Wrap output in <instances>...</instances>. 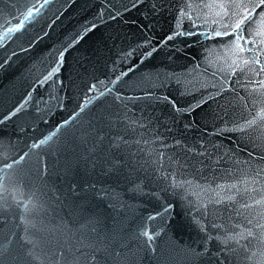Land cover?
I'll return each instance as SVG.
<instances>
[{"label":"water","instance_id":"1","mask_svg":"<svg viewBox=\"0 0 264 264\" xmlns=\"http://www.w3.org/2000/svg\"><path fill=\"white\" fill-rule=\"evenodd\" d=\"M43 2L0 0L3 264H62L97 233L118 264H264V203L242 207L264 198V72L215 35L220 0H48L25 21Z\"/></svg>","mask_w":264,"mask_h":264},{"label":"snow or ice","instance_id":"2","mask_svg":"<svg viewBox=\"0 0 264 264\" xmlns=\"http://www.w3.org/2000/svg\"><path fill=\"white\" fill-rule=\"evenodd\" d=\"M47 3L48 0H44V2L39 5V7H36L34 4L32 8L28 9L27 14L24 15V20L27 21L32 18L34 11L38 13L40 9L43 8ZM261 5H264V0H259V3L256 4L251 10H249L247 5L234 3V0H220L219 3L204 5L205 8H218L220 10L216 12V16L219 17V19L214 20L213 23L221 25L223 30H221V27L214 29L215 35L218 37L221 35L233 36V44L235 45V48L238 49V53L243 54L246 51L249 53L247 58H244L242 55H238L237 59H242L244 65H259L260 67L256 70L257 75H259L261 72H264V61H261L259 58L261 54H264V48L258 47L256 52H253V48L249 47V45H264V33L257 31L254 34L252 31H250V29H252V27L256 24V19L253 18L255 9L260 8ZM236 8H240L242 11L237 13L235 11ZM225 17H227L229 20L234 18V23L230 26L229 23L224 21ZM259 17H264V12L259 13L257 18ZM22 24L23 22H20L17 27L9 28L5 35L7 36L9 33L18 31ZM92 27H95V25ZM168 39H173V37L170 36ZM153 51H155V49H153ZM151 54V52L148 53L149 56ZM232 64L236 65L237 68L240 67L236 60H233ZM54 71H58V69H54ZM47 78L48 77H46V79ZM258 83L260 87L264 88V80H260ZM101 95H103V93H101ZM21 107L23 106L21 105ZM16 111H20V108H17ZM81 111H83V107L81 108ZM67 123L68 121H65V124ZM254 123V120L247 121L245 125L240 126L239 130L244 131L247 127H251V125ZM55 135L56 133L53 132L52 136ZM52 136L40 140L39 144H34L33 147L38 148L40 145L47 143L48 140L52 139ZM116 146L119 147V144L117 143ZM25 155H27V153H25ZM19 159L23 160L24 156H21ZM16 162L18 163L19 161ZM6 167L11 168L12 165H7ZM2 171L3 170L0 169V172ZM5 178V176H0V187L3 186ZM262 203H264V198L260 200H254L251 204L245 203L242 205V207L247 209ZM149 219L153 218L149 217ZM251 222V220L248 221L249 224H251ZM258 227L264 228V224L258 225ZM93 231H95V229H93ZM156 235L157 234L155 232L149 230H144L139 233V236L145 238V243L148 246L152 245ZM248 235H252L251 231L248 232ZM243 238L244 236L242 233H237L228 237L229 240H234L236 243H239V240ZM25 243L32 245L33 248L36 246L35 242L31 239L26 240ZM121 245L122 239L109 235H106L104 239H100L99 233H97L94 239L78 241V246L75 247L74 251L70 249H60L58 259L62 260V264H118L123 252ZM153 251H155V249H153ZM28 255L31 256L32 253L29 252ZM185 255L187 256L188 254L186 253ZM0 264H3L2 260H0Z\"/></svg>","mask_w":264,"mask_h":264}]
</instances>
